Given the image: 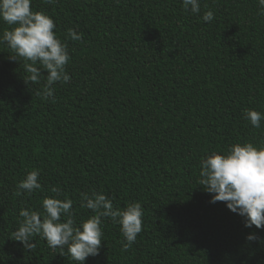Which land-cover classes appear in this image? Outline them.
<instances>
[{
	"label": "trees",
	"instance_id": "1",
	"mask_svg": "<svg viewBox=\"0 0 264 264\" xmlns=\"http://www.w3.org/2000/svg\"><path fill=\"white\" fill-rule=\"evenodd\" d=\"M200 5L194 15L181 0H32L68 45L71 80L43 101L45 81L25 83L23 60L0 45V264H76L38 236L31 251L11 240L20 210L43 213L52 187L73 201L77 225L95 214L81 206L85 193L143 207L127 252L119 225L104 219L100 254L85 264H264V230L210 203L198 183L201 157L264 144V121L255 129L243 116L264 112V15L258 0ZM12 27L0 20V35ZM33 170L41 189L16 195Z\"/></svg>",
	"mask_w": 264,
	"mask_h": 264
},
{
	"label": "clouds",
	"instance_id": "2",
	"mask_svg": "<svg viewBox=\"0 0 264 264\" xmlns=\"http://www.w3.org/2000/svg\"><path fill=\"white\" fill-rule=\"evenodd\" d=\"M45 4H56L57 0H44ZM185 12L200 15V0H181ZM32 0H0V20L9 26L0 35V45H5L14 61L23 60L28 75L27 84H39L36 95L43 101L55 102L54 86L66 84L71 76L66 66L71 60L68 45L56 35V23L45 12L31 8ZM260 15H264V0H258ZM207 7V5H205ZM211 10L204 12L201 19L207 24L214 20ZM67 36L73 41H81L83 33L68 29ZM45 73H47L45 75ZM244 119L255 129H261L264 112L244 110ZM198 183L211 195L210 203L225 202L226 207L240 215L246 228L264 230V144L253 142L229 145L226 153L213 151L201 157ZM38 170L30 171L16 186V195L31 196L41 189ZM53 197L42 200L43 213L22 208L17 229L12 233L13 241L22 243L26 250L36 246L33 237L46 241L53 251L70 257L76 264H85L89 257L100 254L102 245V221L110 218L119 225L123 237L122 251L127 252L143 230L144 210L139 202L129 203L126 208L114 207L112 199L105 194H82L81 206L91 210V215L78 225L74 220L73 201L65 197L60 189L51 188ZM62 217L64 218L62 222ZM257 233L252 232L246 240L256 242Z\"/></svg>",
	"mask_w": 264,
	"mask_h": 264
}]
</instances>
